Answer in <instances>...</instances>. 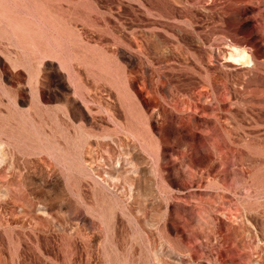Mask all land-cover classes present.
Listing matches in <instances>:
<instances>
[{
  "label": "rangeland",
  "instance_id": "obj_1",
  "mask_svg": "<svg viewBox=\"0 0 264 264\" xmlns=\"http://www.w3.org/2000/svg\"><path fill=\"white\" fill-rule=\"evenodd\" d=\"M0 264H264V0H0Z\"/></svg>",
  "mask_w": 264,
  "mask_h": 264
},
{
  "label": "bare ground",
  "instance_id": "obj_2",
  "mask_svg": "<svg viewBox=\"0 0 264 264\" xmlns=\"http://www.w3.org/2000/svg\"><path fill=\"white\" fill-rule=\"evenodd\" d=\"M229 57L233 58L236 61H241L244 63H249L251 61L248 52L242 48H234Z\"/></svg>",
  "mask_w": 264,
  "mask_h": 264
}]
</instances>
